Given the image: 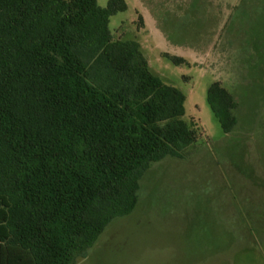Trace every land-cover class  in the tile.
Masks as SVG:
<instances>
[{
    "label": "trees",
    "instance_id": "1",
    "mask_svg": "<svg viewBox=\"0 0 264 264\" xmlns=\"http://www.w3.org/2000/svg\"><path fill=\"white\" fill-rule=\"evenodd\" d=\"M124 0H0V264H75L129 214L149 166L198 134L185 95L114 38ZM175 63L182 57L164 53ZM207 102L224 133L236 101Z\"/></svg>",
    "mask_w": 264,
    "mask_h": 264
},
{
    "label": "rangeland",
    "instance_id": "2",
    "mask_svg": "<svg viewBox=\"0 0 264 264\" xmlns=\"http://www.w3.org/2000/svg\"><path fill=\"white\" fill-rule=\"evenodd\" d=\"M124 1L111 34L138 42L150 72L185 95L198 134L182 158L149 166L133 211L75 264H264V0ZM215 80L237 103L228 133L207 102Z\"/></svg>",
    "mask_w": 264,
    "mask_h": 264
}]
</instances>
